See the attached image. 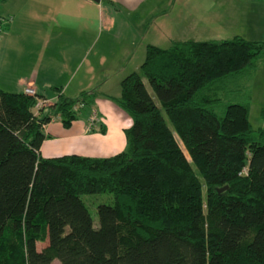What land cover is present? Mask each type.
<instances>
[{
	"label": "trees",
	"instance_id": "obj_1",
	"mask_svg": "<svg viewBox=\"0 0 264 264\" xmlns=\"http://www.w3.org/2000/svg\"><path fill=\"white\" fill-rule=\"evenodd\" d=\"M263 58L239 35L147 45L112 97L126 146L105 157L40 154L43 126L89 116L96 87L46 111L0 88V264H264V129L241 80ZM104 192L95 227L80 195Z\"/></svg>",
	"mask_w": 264,
	"mask_h": 264
},
{
	"label": "crops",
	"instance_id": "obj_2",
	"mask_svg": "<svg viewBox=\"0 0 264 264\" xmlns=\"http://www.w3.org/2000/svg\"><path fill=\"white\" fill-rule=\"evenodd\" d=\"M3 4L10 20L9 29L0 34L1 89L24 92L32 87L45 111L60 94L72 98L95 87L100 92L97 108L92 109L97 117L92 131L85 130L88 113L67 128L58 118L43 126L47 135L40 146L43 157L71 153L105 157L121 151L130 122L112 97L120 95L121 79L139 68L147 45L164 48L188 40V35L196 40L239 35L264 41V0H7ZM15 29L23 32L16 41L11 33ZM250 84L249 119L264 129V64ZM111 114L120 118L115 125Z\"/></svg>",
	"mask_w": 264,
	"mask_h": 264
},
{
	"label": "rangeland",
	"instance_id": "obj_3",
	"mask_svg": "<svg viewBox=\"0 0 264 264\" xmlns=\"http://www.w3.org/2000/svg\"><path fill=\"white\" fill-rule=\"evenodd\" d=\"M5 12H6V8H5V4H2V5H0V18H3V19H5V18H8L7 16H9V15H7V14H5ZM7 21V22H6ZM6 22V25L8 24V20H4V23ZM7 28H5L4 29V31L3 32H6L8 29H9V27H8V25L6 26ZM12 34H14L15 35V41L17 40V37L19 36V35H23V32L21 31V30H13V32H11ZM188 37H189V39H191V40H196L195 38V36L194 35H188ZM170 44L171 43H168V44H166L165 46L166 47H164V48H167V47H169L170 46ZM145 57V56H144ZM144 57H143V59H142V61L144 60ZM135 60V59H134ZM264 64V58L259 62V64H258V66H257V68L258 67H260L261 65H263ZM257 68H256V70H257ZM138 71L140 70L139 68L137 69ZM256 70H255V72H256ZM260 71V73H261V71L262 70H259ZM258 71V72H259ZM255 72H254V74H255ZM253 74V75H254ZM253 75L251 76V77H249V78H246V79H241L242 80V82H245V83H247L248 84V87H249V93L251 94V87H250V81H251V79H252V77H253ZM143 81H144V83L146 84V86H147V88H148V90H149V92L151 93V94H153L152 93V89L150 88V86H149V83H148V81H147V79L146 78H143ZM242 92H243V90H242ZM118 97V96H117ZM253 102V101H252ZM250 103H251V100H250ZM255 103H256V101H254L253 102V104H254V108H256V105H255ZM95 105V108H97L96 107V104H94ZM251 105V104H250ZM121 109V108H120ZM123 111V113H124V119H128L129 121L128 122H130L129 123V126L132 124V118L124 111V110H122ZM82 116H85L86 114L85 113H82L81 114ZM112 116H111V122H112V124L113 125H115L116 124V122H118L119 121V116L117 117L116 115H113V114H111ZM259 116V115H258ZM257 118H260V117H257ZM116 120V121H115ZM98 132H100V130H98ZM123 147H122V149L121 150H123L124 148H125V146H126V138H125V135H124V133H123ZM81 196V199L84 201V203H85V205L87 206V209H88V211H89V213H90V215H91V218H92V222H93V225L96 227V226H98V216H97V206H98V204H101V203H105V204H113V196H112V194H110V193H106V192H104V193H94V194H81L80 195ZM45 246V244L44 243H40V244H38V248L39 249H41L42 247H44Z\"/></svg>",
	"mask_w": 264,
	"mask_h": 264
},
{
	"label": "built area",
	"instance_id": "obj_4",
	"mask_svg": "<svg viewBox=\"0 0 264 264\" xmlns=\"http://www.w3.org/2000/svg\"><path fill=\"white\" fill-rule=\"evenodd\" d=\"M4 20L9 21V18H5V19L0 18V34L4 31V27L6 26L7 21L4 23ZM24 92L31 94V95L35 94V90L32 87H26L24 89ZM43 104H44V101H38L36 107L38 108V107L42 106ZM96 119H97L96 112L94 110H92L89 117H88L87 124L85 126V130L87 132L92 131L95 128Z\"/></svg>",
	"mask_w": 264,
	"mask_h": 264
},
{
	"label": "water",
	"instance_id": "obj_5",
	"mask_svg": "<svg viewBox=\"0 0 264 264\" xmlns=\"http://www.w3.org/2000/svg\"><path fill=\"white\" fill-rule=\"evenodd\" d=\"M94 1L98 2V1H100V0H94ZM226 187H227V186H223L222 188H219L218 191H222V190L226 189Z\"/></svg>",
	"mask_w": 264,
	"mask_h": 264
}]
</instances>
